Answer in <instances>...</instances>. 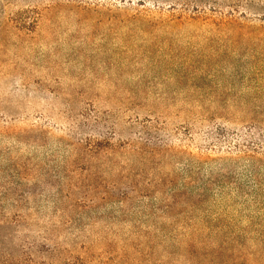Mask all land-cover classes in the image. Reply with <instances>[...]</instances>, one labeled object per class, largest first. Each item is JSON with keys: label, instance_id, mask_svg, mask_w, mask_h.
Here are the masks:
<instances>
[{"label": "rangeland", "instance_id": "374dc122", "mask_svg": "<svg viewBox=\"0 0 264 264\" xmlns=\"http://www.w3.org/2000/svg\"><path fill=\"white\" fill-rule=\"evenodd\" d=\"M0 264H264V0H0Z\"/></svg>", "mask_w": 264, "mask_h": 264}]
</instances>
